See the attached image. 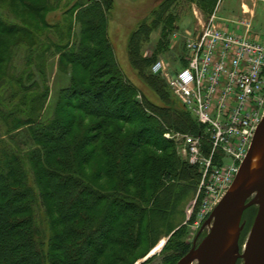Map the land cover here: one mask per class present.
<instances>
[{
    "label": "trees",
    "instance_id": "obj_1",
    "mask_svg": "<svg viewBox=\"0 0 264 264\" xmlns=\"http://www.w3.org/2000/svg\"><path fill=\"white\" fill-rule=\"evenodd\" d=\"M47 1L35 3V0H20L22 6L39 14L49 6ZM177 1L165 0L152 21L144 23L135 33L129 47L132 64L160 95L163 106H156L148 100H136V88L121 82L112 61L106 58L110 47L106 43L104 29L112 0L97 1L77 11V36L73 42L68 41L73 43L74 50L64 51L60 55V58L74 65L77 58L81 59L82 66L93 67L94 55L106 53L96 57L99 62L89 72L92 74L91 86L78 85L73 74L70 87L65 91L67 93L63 99H58V109L62 101H67L69 106L83 111L86 117L96 118L92 125L82 129L74 142L63 146L72 132L76 114L64 121L57 116L44 120L42 113L49 93L47 87L44 91L36 85L26 88L31 92L27 97L23 95L24 88H18L21 79L11 77V87L7 89L10 95L8 100L14 99L17 104L11 105L9 102L7 107L0 106V264H99L105 252L104 246L121 227L119 221L123 215L131 223L125 234L119 233L120 239L117 241L127 248V253L139 247L142 222L146 223L143 233L145 240L156 243L164 230L171 229L175 222L184 217V199L190 193L193 196L196 194L200 181L196 165L190 164L174 150L165 154L160 162L147 154L141 166L135 169L131 167L133 156L142 152L144 146L151 145L156 150L172 146L171 141L165 138L167 130L196 134L204 128L173 94L166 81L151 71L158 55L170 44L169 34L175 29L172 8ZM199 1L211 5L215 2ZM158 27H161L163 36L157 48L149 56L142 54L139 40L148 42L152 31ZM71 29L72 26L69 27L70 32ZM23 30L26 31L0 18V46L3 47L0 52V78L5 77V53L12 54L13 47L26 40L21 33ZM57 48L61 50V46ZM29 57L32 56H27V60H30ZM182 61L187 63L184 58ZM147 110L153 115L148 114ZM115 120L140 127L119 141L113 156H108L113 158L115 173L119 167H126L125 183L120 189L105 190L98 182L85 177L79 169L77 157L84 143L108 153L101 142L105 136L110 138ZM121 130L126 129L122 127ZM87 132L88 136L85 134ZM4 134H8V138H4ZM49 145H52V150ZM205 146L209 149L210 143L207 142ZM50 154L55 161L49 162ZM153 161L157 167H152ZM83 163L87 164V160ZM151 171H154L157 184L151 197L146 200L143 194L135 192V188L146 193V174ZM103 174L112 177L101 170L99 175ZM105 200L110 203L103 217H90L88 212ZM48 201L52 204L49 205ZM142 203L143 206H140ZM42 208L51 233L47 232L36 215ZM179 212H183L181 219L178 218ZM151 213L152 216H149ZM54 224L63 227L53 232ZM82 224L89 226V229H84ZM185 236L186 231L180 229L170 238L172 255L167 256L165 264H175L188 252L190 246L185 242ZM120 260L123 261L122 257Z\"/></svg>",
    "mask_w": 264,
    "mask_h": 264
},
{
    "label": "rangeland",
    "instance_id": "obj_2",
    "mask_svg": "<svg viewBox=\"0 0 264 264\" xmlns=\"http://www.w3.org/2000/svg\"><path fill=\"white\" fill-rule=\"evenodd\" d=\"M42 1L46 0H35V3H41ZM90 1L92 0H48L49 6L42 14H39L32 9L22 6L20 0H0V18L8 23L19 26V28H25L26 31L23 30L21 33L23 38L26 37V40L29 41V43L26 40L24 42L22 41L20 45L15 46V48L13 47L14 51L12 54L5 53L6 65L5 73H3L5 77L0 78V106L7 107V103L9 102H11V105L17 104L14 99H12V101L8 100L10 97L9 88L11 87V77H19L21 79V82H18L19 87H17L19 89L23 87V95L27 97H30L31 92L25 90L26 88L28 89L36 85L44 91V88L47 87L49 93L45 99L42 113L44 120L52 116H57L61 117L64 121L69 119L71 115L76 114V122L72 128V132L69 137L65 139L63 146H67L70 142H74V139L82 129L92 125L96 120L95 117H86L83 111L76 110L69 106L67 101H62L59 109L57 105L58 99H63L64 95L67 93H65V91L70 87L73 74L76 75L78 85L83 87L91 86L92 74L89 72H92V68L99 62V59L96 57L98 55H106V53L95 54L92 63L93 67L82 66L80 64L81 59L75 58L76 65H74L60 58V55L63 54L64 51L74 50L72 47L73 43L71 42L76 39L79 29V24L75 22L77 11L83 6L86 7L101 0ZM164 1L165 0H112V3L109 5L110 10L106 13V28L104 29L106 31V43L111 51V53L110 51L108 52L106 58L112 61L117 78L121 82H126L131 87L136 88L137 95L134 97L136 100L140 102L148 100L156 106H163L160 95L147 83L144 76L132 64L129 47L132 38L136 36L135 33L144 23H150L152 21L155 12ZM176 3L173 4L174 8H172L174 12L173 15H175V29L169 34L170 44L168 47L166 46L163 53L158 55L156 62L151 66L152 73L162 79H164L162 70L158 69L156 71V65H158L161 60H165L173 71H184L188 66L187 63L182 61V58L185 60V57H187L186 42L188 38L195 36L201 30L202 24L208 21L213 13H217L218 17L225 21L228 19L231 21L238 19L244 20L245 18L251 20L250 32L252 31L254 34L264 39V0H215L213 5L210 3L201 4L199 0H179ZM244 3L246 4L245 9L248 11L246 14L243 13L242 8ZM70 26H72L71 32L69 31ZM239 32L243 33V30H239ZM28 33L30 34L28 35ZM162 36V29L158 27L152 31L148 42L139 40L142 46V54L147 56L152 54L157 48L158 42ZM69 40L72 41L68 42ZM57 46H61L60 51H58ZM2 49L3 47L0 46V52ZM97 50L98 49H96V52ZM41 54L42 56L40 57ZM27 56L32 57H29L30 60H27ZM10 57H12L11 61ZM7 89L9 90L7 91ZM147 112L153 115L150 110H147ZM112 124L113 132L110 133V138L107 139V136H105L106 138L101 142L108 153L106 151H99L92 145L87 146L84 143L79 151V157H77V164L79 165V169L86 175L85 177L89 180L98 182L100 187L105 190L113 188L120 189L125 183L124 181L127 178L126 167H119V170L117 169L115 173V170L113 171V158L108 156L109 154L113 156V152L119 145V141L129 136L131 132L140 127V125L134 123L128 124L117 120L113 121ZM122 127L126 130H121ZM167 132H170L172 135L178 132L182 134L190 133L172 129L167 130ZM4 133L6 132L4 131ZM85 134L88 136L89 132ZM3 137L8 138V134H4ZM165 138L171 141V147L165 150H156L151 145L144 146L142 152L133 156L131 167L135 169L141 166L146 160L147 154L159 160L158 162L162 161L165 154L173 152L174 150L181 155L180 137L178 138L175 135L173 139ZM49 148L52 150V145H49ZM53 148H55V146H53ZM58 148L61 147L59 146ZM55 160V157L50 154L49 162ZM86 160L87 164H84L83 161ZM151 165L152 167L156 166L154 161L151 162ZM101 170L108 172L112 177L106 174L102 176L99 175ZM156 184L154 171H151L146 174L145 185L148 188L146 193H143L142 189L140 191L137 188H135V192L143 194L145 199L148 200ZM128 190L129 189L126 191ZM219 195L215 196L208 205V202L206 203V192H202V189H200L199 181L196 194L193 196V194L190 193L188 197L184 199V204L182 203L184 205V217L181 219L183 212H179L178 218L181 220L175 222L174 227L171 229L164 230V233L160 235L156 243L145 240L143 233L146 228V223L142 222L143 230L139 247L131 249L128 253L127 248L119 245L117 241L120 239L119 233L125 234L131 223L130 220L123 215V218L119 221L121 227L111 236L112 240L104 246L105 252L102 254L99 264H165L167 256L172 255L171 247L173 245L169 243V240L177 231L180 229L186 231L185 242L190 246V249L195 241L199 243L202 238L206 236L209 227L206 226L203 228V225L211 215L215 206L220 202L219 200L224 196L223 195L222 198L219 199ZM48 203L49 205L52 204L50 201H48ZM109 203V200H105L93 210L89 211L88 215L95 219H101ZM139 205L143 206V203ZM248 210L250 212H248ZM251 210L254 212L252 213ZM257 210L258 206L256 205L245 210L242 221L246 219L247 224L244 230L241 231L240 244L241 242L243 244L247 241ZM36 215L43 227L45 226L48 230L47 232L51 233L44 208L38 210ZM150 215L152 216V213L149 214V216ZM62 227V225L54 224L53 232H58ZM82 227L87 230L89 229V226L86 224ZM91 251L93 252L94 249ZM121 257L123 261L120 260Z\"/></svg>",
    "mask_w": 264,
    "mask_h": 264
},
{
    "label": "built area",
    "instance_id": "obj_3",
    "mask_svg": "<svg viewBox=\"0 0 264 264\" xmlns=\"http://www.w3.org/2000/svg\"><path fill=\"white\" fill-rule=\"evenodd\" d=\"M250 30L251 20L225 21L213 13L188 38L184 71H173L165 60L156 65L204 127L196 134L167 132L165 137H180L181 156L198 167L208 205L234 182L264 117V39Z\"/></svg>",
    "mask_w": 264,
    "mask_h": 264
},
{
    "label": "water",
    "instance_id": "obj_4",
    "mask_svg": "<svg viewBox=\"0 0 264 264\" xmlns=\"http://www.w3.org/2000/svg\"><path fill=\"white\" fill-rule=\"evenodd\" d=\"M258 210L250 234L240 253L243 214L251 206ZM208 233L176 264H236L239 257L245 264H264V117L240 170L203 228ZM237 227L234 238L229 233Z\"/></svg>",
    "mask_w": 264,
    "mask_h": 264
},
{
    "label": "flooded vegetation",
    "instance_id": "obj_5",
    "mask_svg": "<svg viewBox=\"0 0 264 264\" xmlns=\"http://www.w3.org/2000/svg\"><path fill=\"white\" fill-rule=\"evenodd\" d=\"M242 223L244 224V227H243V230H244V228H245V226L247 224V220L243 219ZM251 227H252V225H251ZM244 246H245V242L243 244L241 242V244H240V253H243ZM237 264H245L244 259L242 257H239L238 260H237Z\"/></svg>",
    "mask_w": 264,
    "mask_h": 264
},
{
    "label": "bare ground",
    "instance_id": "obj_6",
    "mask_svg": "<svg viewBox=\"0 0 264 264\" xmlns=\"http://www.w3.org/2000/svg\"><path fill=\"white\" fill-rule=\"evenodd\" d=\"M238 232V228L237 227H235L232 231H231V233H229V237H231V238H234V236H235V234ZM246 243V242H245ZM190 264H195V263H190ZM236 264H237V262H236Z\"/></svg>",
    "mask_w": 264,
    "mask_h": 264
}]
</instances>
